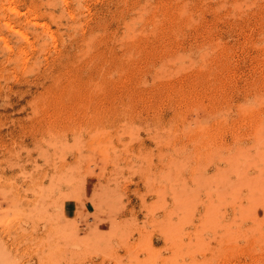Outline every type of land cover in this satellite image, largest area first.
<instances>
[{
    "label": "rangeland",
    "instance_id": "374dc122",
    "mask_svg": "<svg viewBox=\"0 0 264 264\" xmlns=\"http://www.w3.org/2000/svg\"><path fill=\"white\" fill-rule=\"evenodd\" d=\"M0 264H264V0H0Z\"/></svg>",
    "mask_w": 264,
    "mask_h": 264
}]
</instances>
